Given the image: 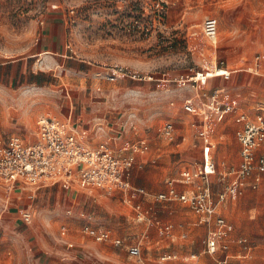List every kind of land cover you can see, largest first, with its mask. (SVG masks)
I'll return each mask as SVG.
<instances>
[{
    "label": "rangeland",
    "instance_id": "rangeland-1",
    "mask_svg": "<svg viewBox=\"0 0 264 264\" xmlns=\"http://www.w3.org/2000/svg\"><path fill=\"white\" fill-rule=\"evenodd\" d=\"M208 17L219 21L217 45L204 34ZM53 25L63 29L67 51L54 63L43 64L39 43ZM221 62L241 69L222 98L242 93V109L248 111L264 105V0H0V69L5 67L0 80V136L33 139L42 115L66 121L72 112L77 120L85 96L93 101L88 109L116 122L127 140L151 139L149 160L136 174L149 183L147 191L157 200L168 181L193 167V158L200 156L194 147L199 120L184 104L197 107L205 101L204 93L218 89L212 84L196 89L179 81L196 72L215 71L216 65L224 67ZM112 68L120 71L114 81L107 79ZM168 122L174 124V140L161 134ZM233 126L230 122L217 134L233 133ZM180 141L184 143L178 145ZM239 148L233 146L235 164ZM220 172L213 176L217 188H222L218 180L224 171ZM181 185L184 190L191 184ZM24 186L20 196L0 180L1 264H80L75 252L67 253V241L72 242V250L84 249L79 255L94 260L90 264L238 263L236 245L228 254H201L199 241L208 232L193 226L194 212L179 201L160 203L166 208L158 212L163 222L172 220L173 240L172 232L165 234L139 222L132 208L111 195L96 189L82 194L80 209L87 214L83 220L130 242H142L140 262L112 243L88 244L86 240L94 239L80 232L77 220V230L63 236L68 198L62 193L59 201L55 187ZM247 200L257 209L249 214L247 208L235 211L234 218L242 234L258 245V262H264V226L261 232L247 227L258 220L260 209L264 211V183ZM22 207L34 209L33 224L12 217Z\"/></svg>",
    "mask_w": 264,
    "mask_h": 264
},
{
    "label": "built area",
    "instance_id": "built-area-1",
    "mask_svg": "<svg viewBox=\"0 0 264 264\" xmlns=\"http://www.w3.org/2000/svg\"><path fill=\"white\" fill-rule=\"evenodd\" d=\"M203 30L205 36L217 45L218 19L206 18ZM215 70H218L217 76H229L228 70L221 66L216 65ZM219 71L223 73L219 74ZM210 72V70L196 72L180 79L179 83L190 84L199 89L214 77L209 76ZM119 74L120 71L112 68L107 72V79L114 81ZM129 76L133 79L138 77L135 74ZM221 94L222 90L204 93L206 99L197 107L192 102L184 104V109L199 120L197 137L202 140L203 159L193 167L183 169L178 178L169 180L168 189L156 196L160 202L180 201L187 204L199 217V224L215 222V226L208 231L203 240L204 252L212 255L229 250L228 235L233 229L220 214L219 206L226 202L228 197L241 195L250 178L253 179L252 187L257 188L264 174V154L258 153L264 146V109L257 107V118L254 119L250 114L239 111L237 100L223 99ZM233 113H237L236 121L240 124L236 136L241 144V162L238 167L231 168L228 175H224L230 176L231 179L225 189L217 194V198H214L210 176L217 173L218 169L212 157V150L215 147L212 134L216 124ZM175 132L174 124L168 122L162 127L161 134L174 140ZM149 149L150 143L145 137L126 144L121 150H114L107 142L92 146L71 120L65 121L42 115L37 120V133L33 142H25L16 135L0 138V179L10 184L22 182L39 186L60 183L66 189L100 188L107 194L121 193L125 201L132 203L139 197L147 195L145 188L133 184L132 173L136 154L147 152ZM178 184H196L197 188L186 193L177 188ZM135 207L140 219L148 217L151 213V210H143L140 203ZM74 213L72 208L67 210L69 215ZM80 216L86 219L87 214L82 212ZM35 218V211L31 207L23 209L20 213V220L26 225L33 224ZM153 222L162 233L170 234L173 230L172 223H164L158 218L153 219ZM81 231L97 242L125 246L130 257L143 261L141 243H126L122 238L116 237L110 229L99 230L89 222L83 224ZM69 232L70 226L63 223L62 235L65 236ZM238 243L243 249L250 248L246 238L239 239ZM171 257L169 255L165 259Z\"/></svg>",
    "mask_w": 264,
    "mask_h": 264
},
{
    "label": "crops",
    "instance_id": "crops-1",
    "mask_svg": "<svg viewBox=\"0 0 264 264\" xmlns=\"http://www.w3.org/2000/svg\"><path fill=\"white\" fill-rule=\"evenodd\" d=\"M59 26L53 25V27L51 26V29L49 31L48 34L45 35V38H42V40L39 43V52L38 55H45L44 60L42 61L43 64H52L55 61L58 60V56H64L66 50V40H65V36H64V32L63 29H59ZM224 69L228 70L229 76H223V75H219V76H214L211 79L208 80V84H212L215 88L218 87L217 90H222V94L225 92L226 88L228 87L229 81L232 79L233 75L235 73L240 72L241 69L238 68H230V66L228 64H224ZM4 69L5 67H3V70L0 69V80L1 77L3 78L4 76ZM249 70H252V68H249ZM217 78L216 81H214ZM221 94V95H222ZM223 97V95H222ZM229 99H235L237 100L238 103V107H239V111L240 112H246L248 114L251 115L252 118H257V107H261L264 109V105H260V104H256L253 106V108L250 109V111L248 110H243L242 109V93H236L230 97H228ZM225 99V98H224ZM82 102V109H81V115L82 117L74 120L72 112H70L69 117H66L67 120H71L72 123H74L75 127L86 136L87 142L92 145V146H97L98 144L102 143V142H107L108 144H110V146L114 149V150H121L123 148H125L126 144H130L142 137H145L148 139L149 143H150V149L147 152L144 153H138L136 154V163L133 169V173H132V182L134 185L136 186H140L145 188V190L147 191V189L150 187L149 183H147L146 180H139L137 179V174L136 172L138 170H140L145 163H147V161L149 160L148 154L151 152L152 150V141L149 137L147 136H140L138 139L135 140H127L126 138H124V134L122 133V131H120L119 129L121 128V126H119L116 122H113L111 120L106 119V117H99L98 115H96L94 113L93 108L91 110H89L88 108H90L91 104L93 103L92 100L87 99L85 96L82 98L81 100ZM72 111V110H71ZM237 118V113H233L228 115L225 120H223L222 122H218L215 126L214 129V133L212 134V140L213 143L215 145V147L212 150V157L215 161V163L217 164V173L213 174L210 176V186L212 188L213 194H214V198H217V194L222 192L226 185L228 184L229 180L231 179L230 176L225 177L224 175H228L227 173L229 172V170L233 167H238L240 165L241 162V157H240V149H241V144L236 136V131L237 129L240 127V124L236 121ZM230 122L234 123V132L232 133L231 131H222L220 134H217L218 130H220V128L225 129L228 125H230ZM36 133H37V121H36V130L34 133V137L33 139H27L24 137H21L22 139H24L25 142H33L36 138ZM12 136V135H10ZM17 136V135H16ZM9 137V136H8ZM0 138H7V137H2L0 136ZM177 138V136H176ZM175 138V139H176ZM196 139L198 141V143H194V147L198 148L200 156L199 157H194V161L195 163L201 162L203 159V144H202V140L199 139L196 136ZM196 141V140H195ZM183 141H180L178 145L183 144ZM240 145L239 151H238V155L237 158L239 160L238 164H235L234 158H232V150H233V146L234 145ZM259 154H264V146L258 151ZM185 169V168H184ZM220 171H224L223 174V178L221 180H218L219 183H221L220 185L222 186V188H217V183L213 180V176H217L219 173H223ZM1 180V179H0ZM3 181V180H2ZM4 183H7L5 181H3ZM201 183V182H199ZM253 183V179L250 178L248 180L247 186L245 187L243 193L241 195H238L237 197H228L226 202H224L222 205L219 206V212L220 214L228 221V223H230L233 227L232 231L229 233L228 235V240H229V244H230V248L227 252L225 253H229L232 248L234 247V245L237 246L238 248V263L237 264H241V263H246V264H250L248 259H252L253 263L255 264H264L263 261L258 262L257 260V251H258V245H256L249 236L242 234V229H238V222H237V218H234V212L238 211L241 212L243 210V208H247V214L251 213L252 211L256 210L257 207L256 206H251V204L249 203V200H247V197L255 191L260 190L262 184L264 183V174H262V179L261 182L258 184L257 188H253L252 184ZM8 186L10 187L9 190L11 192H15V193H19L20 196L21 194L26 190V186L24 185H28L22 182H19L17 184H10L7 183ZM33 186V188H35L36 190L42 188V187H55V189L57 190V194L59 195V201L61 198V195L63 193V198H68V205L65 207V213H66V221L64 223H67L70 226V231H74L76 229V223L74 222V220L79 221V230L81 231V228L83 226V223L87 222V220H83L84 218L80 216V214L82 212H85L83 209H80V202L83 201V197L82 194H86V193H93L96 190H101L103 192H105L104 190L100 189V188H92L90 190H79L76 188H71V189H66L63 188L62 185L59 184H41L39 186L36 185H30ZM183 188V185L178 184L177 188L180 190V188ZM197 185L196 184H191L188 185V187H186V189L184 190H180L182 192H186V193H190L192 190L196 189ZM15 189V190H14ZM168 189V185L167 188L164 190L166 191ZM17 190H19L17 192ZM32 190V189H31ZM30 190V191H31ZM35 190V192H36ZM163 191V192H164ZM106 193V192H105ZM111 195L113 198H116L118 200H120L122 203H124L125 205L129 206L130 208H132L135 213H136V220H138L139 222H147L148 224H151L152 226L156 227V229L161 232L159 230V228L157 227V225L153 222V219L158 218V219H162L161 216L159 215V213L162 211L163 208H166V205H161L160 206V201H157L156 199H151V196L149 194V192L147 191V195L145 196H141L139 197L137 200H135L134 202L130 203L128 201H125V197L123 196V194L121 193H115V194H109ZM57 200V201H58ZM153 200V201H152ZM58 201V202H59ZM178 202V201H176ZM180 202V201H179ZM141 204L142 205V209L143 210H151L150 214H148V217L144 218V219H140L138 216V211L136 209V204ZM166 204H174L175 202H165ZM183 203V202H180ZM185 204V203H183ZM187 205V204H185ZM188 206V205H187ZM189 207V206H188ZM27 207H22L21 209H19L18 214L12 216L13 218L16 217L17 220H20V213L23 209H25ZM72 208L74 210V214L73 215H69L67 214V210ZM190 208V207H189ZM161 209V211H160ZM191 210V208H190ZM160 211V212H159ZM159 212V213H158ZM259 217L257 218L258 220L255 223H250L247 225L248 228H254L256 229V231L261 232V230L263 229L264 226V211H262L261 209L259 210ZM195 220L193 222V226L195 227H201V228H205L207 230V232L212 229L215 226V222L211 221L209 223H201L199 224V217L197 216V214H195ZM251 218L255 219V216H251ZM85 221V222H84ZM162 221V220H161ZM166 222L164 223H172V220H165ZM163 222V221H162ZM90 223V222H89ZM237 223V224H236ZM237 225V226H236ZM94 226V225H93ZM96 227V226H94ZM148 227V226H147ZM97 228V227H96ZM98 229V228H97ZM107 228L101 229V230H105ZM77 230V229H76ZM100 230V229H99ZM83 234V233H82ZM114 234V233H113ZM84 235V234H83ZM115 235V234H114ZM87 236V235H84ZM116 237H120L115 235ZM207 236V233L203 236H201L200 239V244L203 247L202 253L204 252V244H203V240L205 239V237ZM183 237V235H182ZM122 238V237H120ZM173 240L176 239V235L174 232H172L171 237ZM241 238H246L248 239V242L250 244V248L249 249H243L242 246L238 243V240ZM123 240H125L126 243H132V244H136L135 242H130L129 240H127L126 238H122ZM86 242L88 244H96L97 241L94 240V242L90 241L89 239L86 240ZM96 242V243H95ZM141 242V241H140ZM102 243V242H100ZM142 243V242H141ZM68 244H71L72 246L69 247ZM73 244L72 242H68L66 244V250L67 253H72L75 252L74 257L75 259L80 263V264H90L91 262H93L94 260H87L86 257H84L82 255V257L80 256L82 253V251H85L84 249L82 250H75L73 249ZM126 251V247L122 246ZM122 248V249H123ZM65 250V251H66ZM72 250V251H71ZM71 251V252H70ZM80 253V255H79ZM224 253V252H223ZM1 259V258H0ZM65 259V258H63ZM73 259V260H75ZM228 259V256L226 257V260ZM251 260V261H252ZM96 261V259H95ZM142 262V261H140ZM68 264H71V262H67ZM252 263V264H253ZM1 264V262H0ZM24 264H32L31 262H26ZM146 264V263H145Z\"/></svg>",
    "mask_w": 264,
    "mask_h": 264
},
{
    "label": "bare ground",
    "instance_id": "bare-ground-1",
    "mask_svg": "<svg viewBox=\"0 0 264 264\" xmlns=\"http://www.w3.org/2000/svg\"><path fill=\"white\" fill-rule=\"evenodd\" d=\"M218 70H219V69H218ZM218 70L211 71L210 74H209V76H217L218 73H216V71H218ZM213 72H215V74H212ZM220 73H223V72H222V71H219V74H220Z\"/></svg>",
    "mask_w": 264,
    "mask_h": 264
}]
</instances>
